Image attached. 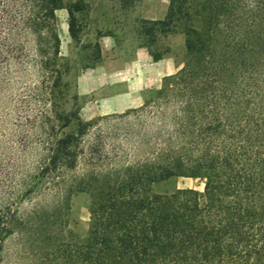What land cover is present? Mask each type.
Masks as SVG:
<instances>
[{
    "label": "trees",
    "instance_id": "obj_1",
    "mask_svg": "<svg viewBox=\"0 0 264 264\" xmlns=\"http://www.w3.org/2000/svg\"><path fill=\"white\" fill-rule=\"evenodd\" d=\"M84 8L0 0V235L22 231L11 207L47 182L64 185L65 201L90 195L85 240L55 238L48 264H264V0H169L162 20L140 22L154 62V37L175 31L187 60L114 117L143 118L138 160L107 134L86 152L95 122L66 111L70 65L56 12H67L76 41ZM27 151L37 160L21 175L16 155ZM175 178L203 189L153 192Z\"/></svg>",
    "mask_w": 264,
    "mask_h": 264
},
{
    "label": "rangeland",
    "instance_id": "obj_2",
    "mask_svg": "<svg viewBox=\"0 0 264 264\" xmlns=\"http://www.w3.org/2000/svg\"><path fill=\"white\" fill-rule=\"evenodd\" d=\"M74 0H65L71 2ZM84 10L75 14L79 28L78 38L73 41L68 33V14L65 10L56 12L58 20V35L60 38V52L69 65L70 71L65 78L66 111L77 113L87 100L78 95L76 79L86 66L105 65L112 70L119 64H130L139 49H144V89L158 88L161 80L168 75L166 64H172L175 73L187 60L184 47V36L178 31L157 34L150 49L164 60L155 63L148 49L144 47L146 39L141 32L142 20H162L166 14L169 0H82ZM123 2L125 3V7ZM110 34V35H108ZM112 40L114 46L106 50L100 42ZM98 44L100 58L94 49ZM158 60V61H160ZM157 61V62H158ZM172 73V74H173ZM121 115V114H120ZM115 115L97 117L93 127L82 138L81 147L87 152L95 145L99 135H108V144L122 146L131 159L138 160L144 153V124L143 118L130 115L128 118L117 119ZM102 132V133H100ZM117 133V134H116ZM119 135V136H118ZM110 146V147H111ZM109 147V148H110ZM17 158L18 173L23 174L31 163L36 162V152L27 151ZM81 159L76 173L83 171ZM19 178V177H18ZM56 191L47 182L39 186L38 190L22 202H16L11 212L18 221H24L22 231H15L12 235H0V264H48L47 249L51 247L55 238L71 236L76 242L85 240L89 226L88 193H77L65 201L66 189ZM192 188L202 191V183L188 178H175L171 181L155 185V193L169 192L173 189ZM3 192V191H2ZM4 199L9 192L4 189ZM61 202V204L59 203ZM10 212V213H11Z\"/></svg>",
    "mask_w": 264,
    "mask_h": 264
},
{
    "label": "crops",
    "instance_id": "obj_3",
    "mask_svg": "<svg viewBox=\"0 0 264 264\" xmlns=\"http://www.w3.org/2000/svg\"><path fill=\"white\" fill-rule=\"evenodd\" d=\"M102 39L100 43L105 45L106 50H111L113 41ZM165 69L167 72L164 75H171L175 71L169 63ZM76 85L78 95L87 98L79 109V117L83 122L139 108L143 103L144 49H139L128 65L116 62L112 70H108L105 65L85 69L78 75Z\"/></svg>",
    "mask_w": 264,
    "mask_h": 264
}]
</instances>
